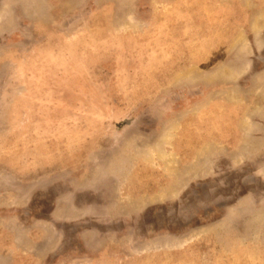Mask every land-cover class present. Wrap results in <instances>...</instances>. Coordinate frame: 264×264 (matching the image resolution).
Instances as JSON below:
<instances>
[{
    "label": "rangeland",
    "instance_id": "obj_1",
    "mask_svg": "<svg viewBox=\"0 0 264 264\" xmlns=\"http://www.w3.org/2000/svg\"><path fill=\"white\" fill-rule=\"evenodd\" d=\"M259 71L264 0H0V264H264Z\"/></svg>",
    "mask_w": 264,
    "mask_h": 264
},
{
    "label": "crops",
    "instance_id": "obj_2",
    "mask_svg": "<svg viewBox=\"0 0 264 264\" xmlns=\"http://www.w3.org/2000/svg\"><path fill=\"white\" fill-rule=\"evenodd\" d=\"M258 79H264V71H259L256 73L255 76H253L252 82L253 84H255V86L259 83ZM262 83V82H260ZM261 88L257 93H256V97L253 98V102H251V106H255L254 111L257 108H260V111L257 110L256 112H253L252 109L249 113V115H246V117H244V119L240 120L241 122L244 121V126L246 123H250L248 127L254 128V129H258L259 127L264 128V81L263 83L260 85ZM254 113L256 114L255 117ZM237 119H234L233 123H236ZM240 125V124H239ZM237 139L235 141L241 142V143H245V142H251L254 144H257L256 147L255 146H250V151H254L255 153H257L260 156L264 155V133L257 135V134H253L251 133V135H245V134H238L237 135ZM264 161L260 166H264Z\"/></svg>",
    "mask_w": 264,
    "mask_h": 264
}]
</instances>
